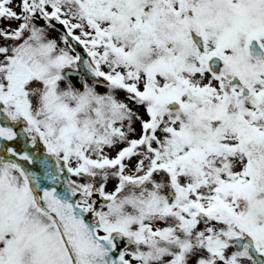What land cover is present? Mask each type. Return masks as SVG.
<instances>
[{
	"label": "snow or ice",
	"instance_id": "snow-or-ice-1",
	"mask_svg": "<svg viewBox=\"0 0 264 264\" xmlns=\"http://www.w3.org/2000/svg\"><path fill=\"white\" fill-rule=\"evenodd\" d=\"M0 264H264V0H0Z\"/></svg>",
	"mask_w": 264,
	"mask_h": 264
}]
</instances>
